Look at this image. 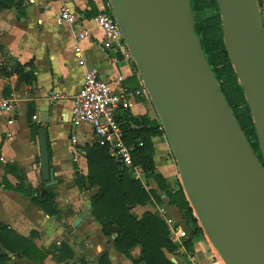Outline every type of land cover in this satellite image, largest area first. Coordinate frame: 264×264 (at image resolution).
<instances>
[{
    "label": "water",
    "instance_id": "1",
    "mask_svg": "<svg viewBox=\"0 0 264 264\" xmlns=\"http://www.w3.org/2000/svg\"><path fill=\"white\" fill-rule=\"evenodd\" d=\"M223 42L264 161V25L256 0H216ZM163 127L181 187L224 264H264V163L249 146L206 61L189 0H107ZM41 180L58 183L46 130ZM86 202L80 218L90 211Z\"/></svg>",
    "mask_w": 264,
    "mask_h": 264
},
{
    "label": "crops",
    "instance_id": "2",
    "mask_svg": "<svg viewBox=\"0 0 264 264\" xmlns=\"http://www.w3.org/2000/svg\"><path fill=\"white\" fill-rule=\"evenodd\" d=\"M17 1L22 2L23 17H18L14 8L0 11V100L11 101L9 110L0 109V223L23 237L33 233L32 242L40 249H57L60 243L66 244L75 257L68 263L57 262L53 257L57 255L55 249L43 261L14 256L12 259L16 264H99L97 257L106 250L109 264H132L101 235L100 226L90 211L83 219L80 218L90 195L78 190L74 181V165L81 174H87L83 146L91 144L94 139L89 126H71L70 114L72 99L80 89L88 67H95L99 77L111 81L117 90H129L135 80L139 86L136 67L131 58L101 46L102 32L88 14L93 8L98 12L106 9L108 3L105 0H72L76 10L85 18L83 25L90 33L80 40L75 36V29L56 24L59 4L54 0ZM80 60L84 61V65L79 64ZM14 62L25 65L27 70L33 68L32 84L20 82L16 74L4 75L1 69L10 72ZM119 76L123 80L117 83L115 80ZM52 92H58L63 97L52 102ZM129 109L136 116L147 114L157 118L151 102L139 97L130 101ZM30 124H39L46 130L49 165L58 181L52 186L60 210L58 219L46 214L28 197L5 188L2 182L4 166L13 164L27 186L32 189L45 186L41 180L38 138L37 134L32 136ZM72 135L76 137L75 144L71 142ZM162 141V137L153 138L155 162L165 150ZM157 145L160 150L156 149ZM72 148L77 149L76 153ZM165 163L168 164L163 169L159 170L158 165L156 170L164 178L165 167L170 166L171 160ZM5 178L10 186L18 187L15 175L8 173ZM140 178H143L142 174ZM167 178L171 183V178ZM147 184L160 196V205L167 206L170 215L185 228L178 209L168 204L167 198L158 189L155 177L149 178ZM137 209L139 214L135 212ZM132 211L138 216L145 211L154 214L153 202L136 206ZM129 253L132 259L138 258L140 247H133ZM8 255L11 256L10 253ZM167 256L174 264H190L191 260L198 264H220L203 235L192 240L191 252L184 249Z\"/></svg>",
    "mask_w": 264,
    "mask_h": 264
},
{
    "label": "trees",
    "instance_id": "3",
    "mask_svg": "<svg viewBox=\"0 0 264 264\" xmlns=\"http://www.w3.org/2000/svg\"><path fill=\"white\" fill-rule=\"evenodd\" d=\"M15 1L0 0V11L14 8L18 12V17H23L22 2ZM189 3L195 19V32L206 61L249 146L263 164L252 115L223 42V27L217 1L189 0ZM106 10H110L109 7ZM97 13L98 11L93 8L88 17L92 18ZM1 70L6 76L16 74L18 80L27 85L34 81L33 68L27 70L25 65L18 62H14L10 72ZM137 87L138 82L135 80L129 90ZM116 120L122 130L123 142L127 146H133L131 150L133 165L143 174L144 180L134 178L126 168L109 156L106 145L94 141L83 146L87 174H81L74 165L75 184L80 192H89L90 214L99 224L101 235L119 254L124 255L132 264H174L167 256L176 248L169 239L167 225L149 211L143 212L140 216L132 211L136 206H146L152 202L162 203L160 196L147 184V180L154 176L158 189L165 195L168 204L178 209L187 228L185 250L191 252L192 240L197 236H204L181 184L173 186L156 171L153 138L161 137L164 131L159 129L161 124L158 118H151L147 114L136 116L130 109L120 110ZM30 127L32 136H35L40 125L30 124ZM48 153L50 157L49 148ZM8 173H12L18 179V187L8 184L5 178V174ZM2 182L5 188L28 197L49 216L57 219L60 217V210L55 201L56 193L52 187L30 188L13 164L4 166ZM33 235L32 233L29 237L20 236L0 223V264H16L12 256L25 257L30 261H43L50 252L56 250L57 255L53 257L57 262L68 263L74 259L73 251L66 244L60 243L57 249L54 247L50 250L40 249L33 244ZM135 246L140 247V254L138 258L132 259L129 251ZM97 262L109 264L106 250L100 253Z\"/></svg>",
    "mask_w": 264,
    "mask_h": 264
},
{
    "label": "built area",
    "instance_id": "4",
    "mask_svg": "<svg viewBox=\"0 0 264 264\" xmlns=\"http://www.w3.org/2000/svg\"><path fill=\"white\" fill-rule=\"evenodd\" d=\"M54 1L59 4L55 19L56 24L58 26H70L75 29V36L78 40L88 37L90 35L89 30L83 25L85 18L76 10V7L72 4V0ZM256 1L261 20H264V0ZM91 21L102 32V48L115 51L127 59L131 58L123 40L122 31L111 11L108 12V10L102 9L91 18ZM79 64L84 65V61L80 60ZM137 79L139 80V86L136 89L117 90L113 87L111 81L99 77L95 67H88L85 70L82 85L72 99L70 124L73 128L82 125L89 126L94 141L101 145H106L111 158L129 170L134 178L143 181V178H140L142 173L133 165L131 157L133 146H127L123 142L122 130L116 120L117 113L122 109H129L130 101L136 97L150 102L148 93L138 72ZM122 80L123 78L119 76L115 82L119 83ZM62 97V94L52 92L50 94V101L53 102ZM10 108V100H0V109L9 110ZM33 118H36V116H33ZM159 129L163 130V127L159 126ZM161 137L168 142L165 133ZM71 142L73 144L76 143L75 135L71 136ZM72 151L76 153L77 149L72 148ZM153 206L154 214L168 227L169 239L176 247L174 252L184 250V243L188 237L187 232L170 215L167 206L155 202H153ZM219 261L220 264H224L220 258ZM190 264L198 263L191 260Z\"/></svg>",
    "mask_w": 264,
    "mask_h": 264
},
{
    "label": "rangeland",
    "instance_id": "5",
    "mask_svg": "<svg viewBox=\"0 0 264 264\" xmlns=\"http://www.w3.org/2000/svg\"><path fill=\"white\" fill-rule=\"evenodd\" d=\"M109 6V5H108ZM108 12H110V10H108ZM262 22H263V24H264V20H262ZM162 142L165 144L164 146H165V150H164V152H161V155H160V157H159V159L157 160V162H156V165H157V168H158V165H159V167H160V169L159 170H161V169H163L164 168V166H166L168 163H165L167 160H171V163L169 164L170 166V168L167 166V167H165V169H166V172H165V174H163L166 178L167 177H170L171 178V184L173 185V186H177L178 185V183H180V179H179V175H178V168H177V165H176V163H175V160H174V157H173V155H172V153H171V150H170V147H169V145L167 144V142L165 141V139L164 138H162ZM156 149L157 150H160V147L157 145L156 146ZM163 165V166H162ZM168 169V170H167ZM173 172V173H172ZM171 174V175H170ZM131 175H133L132 173H131ZM168 179V178H167ZM158 194V193H157ZM135 212H137L138 214H139V212L140 211H138V209L137 210H135ZM183 230L184 231H186L187 230V228L185 227H183ZM187 232V231H186ZM206 238V237H205ZM207 240V239H206ZM208 241V240H207Z\"/></svg>",
    "mask_w": 264,
    "mask_h": 264
}]
</instances>
